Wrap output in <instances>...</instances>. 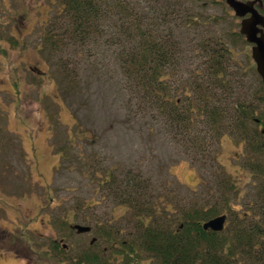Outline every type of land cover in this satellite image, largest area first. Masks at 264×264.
<instances>
[{
    "label": "rangeland",
    "instance_id": "1",
    "mask_svg": "<svg viewBox=\"0 0 264 264\" xmlns=\"http://www.w3.org/2000/svg\"><path fill=\"white\" fill-rule=\"evenodd\" d=\"M61 2L0 0V264H89L84 252L106 250L103 226L108 221L125 225L128 213L97 188L90 163L100 170L122 169L147 158L151 162L143 170L159 186L166 179L183 185H173L182 202L194 198L190 190L200 187L194 168L173 157L168 141L141 132L135 123L124 126L123 78L109 53L81 51L76 57L71 50L60 56L47 51L44 32ZM190 2L195 14L208 20L202 27L206 35L232 51L231 71L242 72L260 120L245 128L244 140L238 135L220 140L218 163L241 196L220 232L225 235L245 212L246 224L250 221L254 212L246 204L264 184V92L250 47L239 33L241 18L225 0ZM189 29L184 41L190 45L202 35ZM71 57L76 78L65 79L60 64ZM164 166H170L173 177L159 170ZM74 225L90 231L77 233ZM110 264L127 262L111 259ZM141 264L156 263L144 256Z\"/></svg>",
    "mask_w": 264,
    "mask_h": 264
},
{
    "label": "trees",
    "instance_id": "2",
    "mask_svg": "<svg viewBox=\"0 0 264 264\" xmlns=\"http://www.w3.org/2000/svg\"><path fill=\"white\" fill-rule=\"evenodd\" d=\"M190 1L144 0L141 7L138 0H62L44 32V46L53 55L109 53L123 78L124 126L135 123L141 132L168 141L173 157L194 168L200 186L182 202L173 185H183L166 179L159 186L143 170L151 162L147 158L122 169L100 170L90 163L97 188L128 214L125 225L103 226L107 248L84 252L89 264H141L144 256L156 264H264V184L246 204L254 212L247 224L245 212L225 235L202 229L217 216L232 218L233 201H241L236 183L218 163L221 138L244 140L245 128L260 120L242 72L231 71L232 51L206 35L208 20L195 14ZM188 29L202 35L190 45L184 41ZM60 67L65 79L76 78L72 57ZM161 169L170 172V166Z\"/></svg>",
    "mask_w": 264,
    "mask_h": 264
},
{
    "label": "water",
    "instance_id": "3",
    "mask_svg": "<svg viewBox=\"0 0 264 264\" xmlns=\"http://www.w3.org/2000/svg\"><path fill=\"white\" fill-rule=\"evenodd\" d=\"M226 4L233 10L234 15L241 18L239 33L244 36L246 42L254 44L251 49V57L255 63L257 74L264 85V37L259 36L264 29V16L255 8L261 5V0L242 2L239 0H225ZM226 215L217 216L202 224L204 231L222 232L226 222ZM77 233H87L90 227L74 225Z\"/></svg>",
    "mask_w": 264,
    "mask_h": 264
},
{
    "label": "flooded vegetation",
    "instance_id": "4",
    "mask_svg": "<svg viewBox=\"0 0 264 264\" xmlns=\"http://www.w3.org/2000/svg\"><path fill=\"white\" fill-rule=\"evenodd\" d=\"M240 1V0H239ZM247 1H251V0H246V1H244V2H247ZM262 1V4L261 5H259V4H256L255 5V8L258 10V12L261 14V15H263L264 16V0H261ZM259 36H263L264 37V29H263V31H262V33H259L258 34ZM244 37V36H243ZM246 41V40H245ZM247 43V45L250 47V51H251V49H252V47L254 46V44H251V43H248V42H246ZM252 58V57H251ZM253 60V59H252ZM254 62V61H253ZM254 65H255V63H254ZM255 69H256V67H255ZM257 72V71H256ZM261 80V79H260ZM262 82V81H261ZM263 84V83H262Z\"/></svg>",
    "mask_w": 264,
    "mask_h": 264
}]
</instances>
